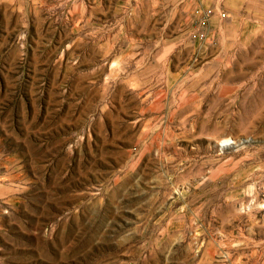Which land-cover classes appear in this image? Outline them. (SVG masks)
Instances as JSON below:
<instances>
[{"label":"rangeland","instance_id":"374dc122","mask_svg":"<svg viewBox=\"0 0 264 264\" xmlns=\"http://www.w3.org/2000/svg\"><path fill=\"white\" fill-rule=\"evenodd\" d=\"M245 7L224 44L222 3L195 0L154 78L132 0H0V264H264V0Z\"/></svg>","mask_w":264,"mask_h":264},{"label":"crops","instance_id":"0c3cea01","mask_svg":"<svg viewBox=\"0 0 264 264\" xmlns=\"http://www.w3.org/2000/svg\"><path fill=\"white\" fill-rule=\"evenodd\" d=\"M195 0H132V16L134 24H138L134 30L144 32L142 46L149 47L148 57L154 75L160 77L161 69L165 67L167 56L174 54L182 45V29L184 16L188 14ZM207 1V0H206ZM216 9L219 1L227 11V17L221 18V24H217L215 15L209 17L208 28L204 33L205 39H212L213 36H222L221 43L241 42V34L245 30L239 22L240 14L245 12L246 0H209ZM140 24V25H139ZM224 32H220L221 28ZM221 33V34H220ZM140 43V44H141ZM169 54L167 55V51ZM161 65L163 66L161 68ZM161 68V69H160ZM154 95L160 96L162 85L158 84Z\"/></svg>","mask_w":264,"mask_h":264},{"label":"built area","instance_id":"2783aa9c","mask_svg":"<svg viewBox=\"0 0 264 264\" xmlns=\"http://www.w3.org/2000/svg\"><path fill=\"white\" fill-rule=\"evenodd\" d=\"M214 9L211 6L203 7L201 10L199 21L201 23H205L207 21V17L213 13ZM219 17L224 16V11L217 12Z\"/></svg>","mask_w":264,"mask_h":264}]
</instances>
